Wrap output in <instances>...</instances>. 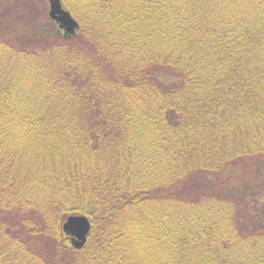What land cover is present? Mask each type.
<instances>
[{
	"label": "trees",
	"instance_id": "obj_1",
	"mask_svg": "<svg viewBox=\"0 0 264 264\" xmlns=\"http://www.w3.org/2000/svg\"><path fill=\"white\" fill-rule=\"evenodd\" d=\"M61 3L0 11V264H264V0Z\"/></svg>",
	"mask_w": 264,
	"mask_h": 264
},
{
	"label": "water",
	"instance_id": "obj_2",
	"mask_svg": "<svg viewBox=\"0 0 264 264\" xmlns=\"http://www.w3.org/2000/svg\"><path fill=\"white\" fill-rule=\"evenodd\" d=\"M49 16L59 23L60 28L65 32H72L76 28V22L65 11L60 0H49ZM90 230V223L85 216H69L62 225V232L70 239L73 248L80 249L86 242V237Z\"/></svg>",
	"mask_w": 264,
	"mask_h": 264
},
{
	"label": "rangeland",
	"instance_id": "obj_3",
	"mask_svg": "<svg viewBox=\"0 0 264 264\" xmlns=\"http://www.w3.org/2000/svg\"><path fill=\"white\" fill-rule=\"evenodd\" d=\"M0 11H5L2 13H5V16L8 17L21 15V13L25 14L27 18H30V22L34 25L39 24L45 26V24L48 25L49 23L53 22L54 26L63 32V29L60 28L59 23L49 17V0H0ZM0 16L1 18L4 17L1 14ZM247 177L250 183V180L252 181V179H250L249 176ZM245 179L246 176L241 179V185L245 183ZM236 181L238 182L239 180Z\"/></svg>",
	"mask_w": 264,
	"mask_h": 264
}]
</instances>
